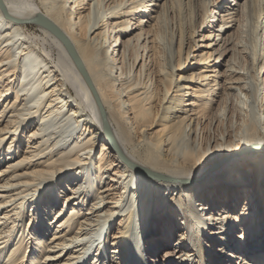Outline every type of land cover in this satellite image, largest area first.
Returning <instances> with one entry per match:
<instances>
[{
  "label": "bare ground",
  "instance_id": "6f19581e",
  "mask_svg": "<svg viewBox=\"0 0 264 264\" xmlns=\"http://www.w3.org/2000/svg\"><path fill=\"white\" fill-rule=\"evenodd\" d=\"M245 1L0 0V264H264Z\"/></svg>",
  "mask_w": 264,
  "mask_h": 264
},
{
  "label": "rangeland",
  "instance_id": "374dc122",
  "mask_svg": "<svg viewBox=\"0 0 264 264\" xmlns=\"http://www.w3.org/2000/svg\"><path fill=\"white\" fill-rule=\"evenodd\" d=\"M242 1H245V0H241V2ZM248 5L250 6V10H247V12H246V20L244 22V27H243V31H244L243 41L245 43V49L254 53L255 47L257 46V37H256L257 31H258L257 25L259 24L258 18H257L258 17L257 13H258V9L263 7L264 4L261 1L258 2V0H252V3L250 1V3ZM247 9H249V7ZM260 61H261V59H260ZM260 63L264 64V55H262V62H260ZM244 65L246 67H248L247 62L244 63ZM16 90L19 91V88L16 87ZM29 99H32V98L30 97ZM66 117H67V114L64 115L63 117H61L60 120L59 119H52L51 121L42 123L41 125H39V123H38V125L43 129V133L47 134V136L45 138H48V136H51L50 133L54 132V131H58V133H56L55 135L62 134L63 136H67L71 132V130L73 129L74 124L71 121L69 122L68 120H65ZM6 146H7V142L4 141L2 144V150L5 149ZM260 149H262V148H260ZM4 162L5 161H3L2 164H0V166H2L4 164ZM145 169H149V168H145ZM54 182L52 180L48 181L47 183L49 185L45 188V190L46 191L51 190V186L54 184ZM55 208L56 209L61 208V203L58 204Z\"/></svg>",
  "mask_w": 264,
  "mask_h": 264
},
{
  "label": "water",
  "instance_id": "95a60500",
  "mask_svg": "<svg viewBox=\"0 0 264 264\" xmlns=\"http://www.w3.org/2000/svg\"><path fill=\"white\" fill-rule=\"evenodd\" d=\"M39 19H40V21H43V22L46 24V26H47V27H48L53 33H55L57 36L61 37L59 31H57V29H56L51 23H49V22H47V21H44L45 19H44L43 17H41V16L39 17ZM37 20H38V19H37ZM37 20H36V21H37ZM37 22H38V21H37ZM65 46H66V48L68 49V51L70 52V54H71V56L73 57V59H74V61L76 62V64L78 65V68H79L80 72H81L82 75L84 76L86 82L89 84L91 90H93L92 87H91L90 80L88 79V77H87V75H86V73H85L83 67L81 66L80 61L78 60V58L76 57V55L73 53V51H72V49H71V47H70V45H69V43H68L67 41H65ZM102 114H103V113H102Z\"/></svg>",
  "mask_w": 264,
  "mask_h": 264
}]
</instances>
